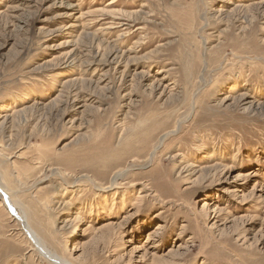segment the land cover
<instances>
[{"label":"rangeland","instance_id":"374dc122","mask_svg":"<svg viewBox=\"0 0 264 264\" xmlns=\"http://www.w3.org/2000/svg\"><path fill=\"white\" fill-rule=\"evenodd\" d=\"M0 183L72 264H264V0H0Z\"/></svg>","mask_w":264,"mask_h":264},{"label":"bare ground","instance_id":"6f19581e","mask_svg":"<svg viewBox=\"0 0 264 264\" xmlns=\"http://www.w3.org/2000/svg\"><path fill=\"white\" fill-rule=\"evenodd\" d=\"M73 58V57H72ZM164 137H161L160 140L163 141ZM124 175V171H121V169L115 171L114 175H113V179L111 180V184L107 185L104 188H108V187H113L116 184H118V180ZM5 186V185H4ZM103 189V188H102ZM105 190V189H103ZM0 193H3V195L6 197V202H7V209L9 210V212L18 220L20 221L25 230L27 231V233L29 234V236L34 240L36 246L38 247V249L40 250V252L49 257L53 262L57 263V264H72L70 260L66 259V258H61L59 257V255H57L56 253L52 252L50 249H48L43 243V241H41L40 237L38 236V233L35 232V230L30 226L29 224V219L27 217V214L25 213L24 210H22L21 208H17L15 206V204L12 202L11 199V195L9 193L8 190H6V186L5 189L3 188V186L0 183Z\"/></svg>","mask_w":264,"mask_h":264}]
</instances>
